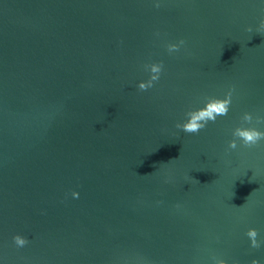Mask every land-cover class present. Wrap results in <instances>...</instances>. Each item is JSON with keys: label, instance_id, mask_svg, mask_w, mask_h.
I'll list each match as a JSON object with an SVG mask.
<instances>
[{"label": "water", "instance_id": "water-1", "mask_svg": "<svg viewBox=\"0 0 264 264\" xmlns=\"http://www.w3.org/2000/svg\"><path fill=\"white\" fill-rule=\"evenodd\" d=\"M262 20L264 0H0V264H264V140L232 135L264 131Z\"/></svg>", "mask_w": 264, "mask_h": 264}, {"label": "clouds", "instance_id": "clouds-1", "mask_svg": "<svg viewBox=\"0 0 264 264\" xmlns=\"http://www.w3.org/2000/svg\"><path fill=\"white\" fill-rule=\"evenodd\" d=\"M249 32L252 31L251 28L247 29ZM257 31H264V20L261 21L260 28ZM184 41L181 40L180 44H183ZM168 51L173 52L179 49L178 44H169ZM146 69H150L151 76L148 81L140 82L138 88L141 91H146L148 88L152 87L153 82L159 79V73L162 70V64L153 63L151 65H145ZM206 103L204 107L191 110L185 113L187 117L186 121L183 123H177L176 128L181 129L186 133H198L201 129L205 128L209 121L215 122L217 116H225L229 111V106L232 100V91L230 90L224 99H219L215 97H206ZM253 117L250 113H244L242 121L244 123H251ZM264 122V118L257 117L256 123L259 124ZM233 137L239 138L242 141L243 146L252 147L257 145L261 140H264V131H260L255 127H236L232 133ZM229 149L237 148V139H232L228 142ZM74 197L78 196V193L73 192ZM247 235L251 238L252 246L259 247L256 236L257 231L255 229H249ZM13 240L16 245L24 246L28 241L20 236L16 235L13 237ZM219 264H225L223 260L219 261ZM252 264H259V261L253 260Z\"/></svg>", "mask_w": 264, "mask_h": 264}]
</instances>
